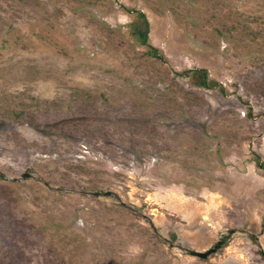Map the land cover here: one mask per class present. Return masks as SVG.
Segmentation results:
<instances>
[{
    "label": "rangeland",
    "instance_id": "1",
    "mask_svg": "<svg viewBox=\"0 0 264 264\" xmlns=\"http://www.w3.org/2000/svg\"><path fill=\"white\" fill-rule=\"evenodd\" d=\"M258 156L264 0H0V264H264L186 251L264 249Z\"/></svg>",
    "mask_w": 264,
    "mask_h": 264
},
{
    "label": "trees",
    "instance_id": "2",
    "mask_svg": "<svg viewBox=\"0 0 264 264\" xmlns=\"http://www.w3.org/2000/svg\"><path fill=\"white\" fill-rule=\"evenodd\" d=\"M126 10L134 13L133 19L128 23L129 35L138 44L147 46V53L149 55L155 58H160L158 50L148 44L149 23L145 14L140 10H134L129 8H127ZM180 74L181 76L188 78L189 82L194 86L207 89L217 87L221 92H223L222 86L218 82L209 78L207 70L205 68L185 69ZM256 163L258 166L264 167V161H262L259 156L256 159ZM174 239L175 235L172 234L170 237V241L173 242ZM225 242L226 240L223 241L222 245H224Z\"/></svg>",
    "mask_w": 264,
    "mask_h": 264
},
{
    "label": "water",
    "instance_id": "3",
    "mask_svg": "<svg viewBox=\"0 0 264 264\" xmlns=\"http://www.w3.org/2000/svg\"><path fill=\"white\" fill-rule=\"evenodd\" d=\"M0 176L8 181H12V182H17L21 179L30 177L31 174L28 172H24L22 173L19 177H7L5 176L2 172H0ZM43 184L46 185L48 188L52 189V187H50L45 181H43ZM87 194H90L92 196H105V197H109L111 195H114V193L112 191H86ZM121 205H126L125 203L121 202ZM150 226L154 229V227L152 226V224L149 222ZM242 232V233H246L248 235V237H250L253 242L255 243V245L257 246L258 250L260 251V253L264 256V249L262 248V246L259 243V235L256 233H251V232H246L244 229H236V228H232V229H227L226 233L221 235L219 237V239L214 243V245L204 251H195V250H186L188 252V254L193 255V256H197L201 259H205L207 258L209 255H211L212 253H215L222 245L223 241L226 240L230 235L234 234L235 232ZM169 245H173V243L171 241H168Z\"/></svg>",
    "mask_w": 264,
    "mask_h": 264
}]
</instances>
